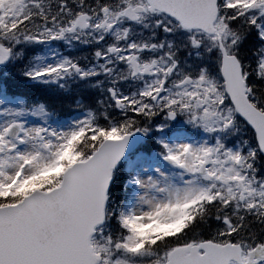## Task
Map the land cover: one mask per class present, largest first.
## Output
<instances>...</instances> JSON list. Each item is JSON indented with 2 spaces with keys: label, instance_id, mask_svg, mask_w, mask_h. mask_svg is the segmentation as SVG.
Here are the masks:
<instances>
[{
  "label": "snow or ice",
  "instance_id": "obj_1",
  "mask_svg": "<svg viewBox=\"0 0 264 264\" xmlns=\"http://www.w3.org/2000/svg\"><path fill=\"white\" fill-rule=\"evenodd\" d=\"M0 264H264V0H0Z\"/></svg>",
  "mask_w": 264,
  "mask_h": 264
}]
</instances>
